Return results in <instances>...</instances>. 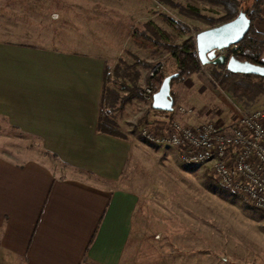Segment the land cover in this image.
Returning a JSON list of instances; mask_svg holds the SVG:
<instances>
[{"label": "crops", "instance_id": "crops-1", "mask_svg": "<svg viewBox=\"0 0 264 264\" xmlns=\"http://www.w3.org/2000/svg\"><path fill=\"white\" fill-rule=\"evenodd\" d=\"M74 1L57 11L45 8L49 1L0 0V124L42 149L5 147L0 133V264H119L130 236L137 198L111 183L134 140L114 116L118 102L140 106L141 94L121 93L129 95L134 79L147 83L148 75L124 58L130 31L124 36L114 26V0ZM61 10L87 18L66 17L58 37ZM38 11L44 15L36 17ZM101 13L113 21L100 40L87 14ZM254 26L264 34V3ZM114 78L120 88L110 85ZM108 108L125 136L99 129Z\"/></svg>", "mask_w": 264, "mask_h": 264}, {"label": "rangeland", "instance_id": "rangeland-1", "mask_svg": "<svg viewBox=\"0 0 264 264\" xmlns=\"http://www.w3.org/2000/svg\"><path fill=\"white\" fill-rule=\"evenodd\" d=\"M48 1L45 8L52 6L53 10L63 8L64 3L68 6L75 2L34 0V3L38 6ZM114 1V26L125 30L127 34L124 36L130 31L129 38L126 36L130 45L123 52L124 58L132 63L145 61L148 66L139 63L136 66L145 69L144 74L148 76L157 65L164 66L170 73L176 67L167 56L168 50L153 45L148 39L150 37L133 36L134 28L155 38L146 25L152 24L169 34L168 39H161L162 42L180 43L188 36H195L198 31L211 27L205 16L219 18L228 13L225 0ZM253 1L244 0L242 7L251 5ZM27 2L31 3V0H14L20 5ZM57 13L61 15L54 28L58 37L62 36L59 30L66 17L68 20L77 16L87 18L86 13L76 16L68 12L65 15L63 10ZM163 14L185 23L191 31L176 29L163 18ZM42 15L39 11L35 13L36 17ZM87 15L93 16L92 22L98 26L94 31L100 40L104 38L103 34H111V28L107 27L113 20L106 15L111 18L112 14ZM70 37L74 40L77 35L73 33ZM262 57L264 59V52ZM211 66L204 65L201 71L173 83L176 104L172 112L154 111L152 103L143 97L144 89L149 85L146 81L139 84L143 91L138 108L131 105L126 109L127 104L120 106V102L116 106L115 120L121 125V130L134 140V145L123 173L111 184L137 198L130 236L119 264H264V214L241 196L221 188L223 186L208 167L186 165L176 150L148 141L142 134V129L148 125L163 129L174 120L189 125L208 121L229 125L236 116L231 100L246 109L264 107V95L250 101L235 98L230 92L214 87ZM118 79H112L115 84L110 85L120 88ZM121 95L127 98L128 94L122 92ZM190 109L193 112L187 113ZM0 133L7 138L1 142L5 147L24 153L42 150L40 142L26 140L5 123L0 124Z\"/></svg>", "mask_w": 264, "mask_h": 264}, {"label": "built area", "instance_id": "built-area-1", "mask_svg": "<svg viewBox=\"0 0 264 264\" xmlns=\"http://www.w3.org/2000/svg\"><path fill=\"white\" fill-rule=\"evenodd\" d=\"M238 47L239 43L216 52L228 55ZM153 94L152 87L146 86L143 97L152 103ZM231 102L236 116L229 125L213 121L189 125L174 120L163 129L148 125L142 134L148 141L176 150L184 164L208 167L223 187L264 214V107L246 109Z\"/></svg>", "mask_w": 264, "mask_h": 264}, {"label": "trees", "instance_id": "trees-1", "mask_svg": "<svg viewBox=\"0 0 264 264\" xmlns=\"http://www.w3.org/2000/svg\"><path fill=\"white\" fill-rule=\"evenodd\" d=\"M164 1L172 2L173 0ZM225 2L228 8V13L226 15L219 18L205 16V18L210 22L211 27L234 19L241 10H246L248 16L252 19L251 28L245 38L241 42H239L238 49L231 51L228 56H234L240 61H248L251 63L264 65V59L262 57V54L264 52V34L258 32L254 26L255 20L261 17V9L264 0H254L251 5H248L245 8L242 7L244 5V0H225ZM195 14L197 13L195 12ZM162 16L168 23H170L181 32L191 31L190 27L185 23L166 14H163ZM146 25H148V28L152 30L155 38L147 36L145 33L140 32L136 28H134L132 31L133 36H142L146 39L150 37L148 39L153 43V45L161 46L169 51L170 57L176 67L175 71L170 73L167 72L164 66H161L154 75L148 76L147 83L151 85L153 93H155L160 88L163 80L170 74H177L171 81V85L173 86V83L177 79L197 73L202 70L203 65L201 64V61L197 54L195 36L190 35L180 43H171L168 41L162 42L161 39H168L169 34L152 24ZM137 63L143 66H148L145 61L138 60ZM211 65L212 66L210 73L214 87L219 88L223 91L230 92L235 98H246L250 101L255 100L259 95H264V77L251 74L233 73L227 70L226 65ZM109 72V68L106 69V81L110 79ZM137 74L138 73H136V75ZM135 81L136 79H134V86L131 88L130 94L126 99L134 94L140 95L143 91ZM122 88L129 89L126 84H123ZM172 97L174 99L175 105L176 97L173 91ZM112 111V108H108L106 111L102 110L99 120V129L101 131H107L108 133H111L113 135L123 137L125 135L116 128L114 121L109 118V114L112 113ZM154 111L163 114L167 113L166 111H159L155 109ZM215 183L220 186L216 181ZM221 188L224 189V187ZM233 195L237 196L234 193Z\"/></svg>", "mask_w": 264, "mask_h": 264}, {"label": "water", "instance_id": "water-1", "mask_svg": "<svg viewBox=\"0 0 264 264\" xmlns=\"http://www.w3.org/2000/svg\"><path fill=\"white\" fill-rule=\"evenodd\" d=\"M252 19L246 10L229 21L199 31L195 35L197 54L204 65H226L228 71L239 74H251L264 77V65L240 61L234 56L217 54V49L228 48L241 42L249 32ZM177 74L168 75L160 88L153 94L152 107L155 110L172 112L174 99L172 97L171 81Z\"/></svg>", "mask_w": 264, "mask_h": 264}]
</instances>
